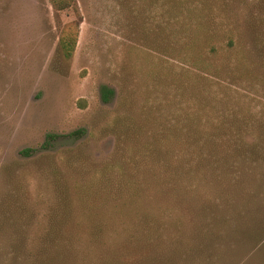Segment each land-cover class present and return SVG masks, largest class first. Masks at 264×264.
Returning <instances> with one entry per match:
<instances>
[{
    "label": "rangeland",
    "instance_id": "374dc122",
    "mask_svg": "<svg viewBox=\"0 0 264 264\" xmlns=\"http://www.w3.org/2000/svg\"><path fill=\"white\" fill-rule=\"evenodd\" d=\"M244 122L264 0H0V264H264V155L204 146Z\"/></svg>",
    "mask_w": 264,
    "mask_h": 264
},
{
    "label": "trees",
    "instance_id": "16d2710c",
    "mask_svg": "<svg viewBox=\"0 0 264 264\" xmlns=\"http://www.w3.org/2000/svg\"><path fill=\"white\" fill-rule=\"evenodd\" d=\"M53 7L56 9H64L71 5L73 0H50ZM78 30L79 24L77 22H69L65 24L61 30L60 37H59V45L62 50L63 55L66 58H70L75 50V46L77 43L78 38ZM114 94L113 90L107 86L102 87V99L104 102L109 101L110 97ZM215 125H213L215 130H221L225 126L224 123H219L218 120H214ZM250 126L246 122H244L238 129L231 130V135H233L232 139H225L224 135H227L226 132H219V133H212L213 137L209 138L206 137L204 146L208 149L224 153L225 158H235V157H242L244 160H250L251 162H257L264 155V143L261 142L259 139H255V137L250 136ZM208 130V127L205 128ZM228 133V134H230ZM50 139L55 138V135H49ZM48 141V140H47ZM192 144L189 145L191 149ZM33 150L25 149L22 151L26 156L31 155Z\"/></svg>",
    "mask_w": 264,
    "mask_h": 264
}]
</instances>
